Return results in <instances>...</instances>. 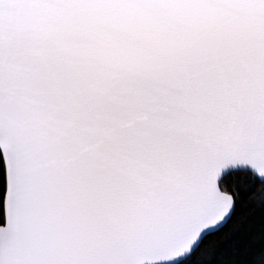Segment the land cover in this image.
Listing matches in <instances>:
<instances>
[{"label":"snow or ice","instance_id":"1","mask_svg":"<svg viewBox=\"0 0 264 264\" xmlns=\"http://www.w3.org/2000/svg\"><path fill=\"white\" fill-rule=\"evenodd\" d=\"M0 264H264V0H0Z\"/></svg>","mask_w":264,"mask_h":264}]
</instances>
